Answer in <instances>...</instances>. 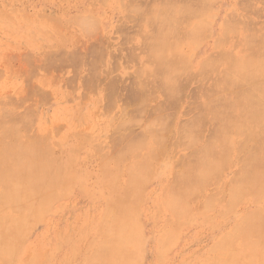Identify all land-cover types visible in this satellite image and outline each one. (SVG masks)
Here are the masks:
<instances>
[{
    "label": "rangeland",
    "instance_id": "obj_1",
    "mask_svg": "<svg viewBox=\"0 0 264 264\" xmlns=\"http://www.w3.org/2000/svg\"><path fill=\"white\" fill-rule=\"evenodd\" d=\"M172 1L175 3H180L179 2L180 0L179 1L176 0L177 2L175 0ZM161 2L162 0H151V2L150 0L149 1L148 0H62V1L61 0H0V9H1L0 10V107L5 106L4 109H6L3 111V113L1 112L2 114H0V117H3L4 112L5 111L7 112L8 111L7 109L9 108H11V110L15 109L13 110L15 112L10 110L11 113L12 112L15 113L14 114L15 118H18L19 115L16 114L18 112L19 113L23 112L24 114H26V116L28 115L27 119L25 118L26 116L24 118L25 120L30 121V124L27 125L29 129L26 127L28 130L25 129L19 130L21 129L19 127L18 130L20 135L28 134V138H29V135L33 134L34 136H32V138L33 137L35 138L36 137L35 134L38 133L43 135L44 132L47 131L46 132L47 137H45L46 139L44 137L43 138L45 139L44 142H48L47 146L49 147L43 146V144L46 145V143H41L39 145L41 148L46 147L44 148L45 152L48 151V149L51 150V146H52V153L49 150L51 153L50 156L51 157L55 156V158L50 159L51 157L46 154L48 160L53 165L56 164L55 163L56 160L57 163L59 162L61 163V164L60 163L57 164L55 168L52 167L53 170L52 172L53 182L51 183L52 195L49 198L43 200L42 206L36 208L35 211L30 212L31 215H29L28 218L29 220L27 219L26 222L24 221V223L21 225L20 228L21 231H18V233L15 232L14 233L15 235H12L16 243L13 253L14 261L16 264H25L26 260L24 259L25 258L24 256H27L28 253L32 254L31 257L33 259L36 258L34 260L39 261V263L36 264H40V262L41 264H44V262H46V264H68L69 262H70L69 264H83L85 257H87L90 254L92 248L94 247L93 245H95V242L97 244V241L103 239V232L100 231L98 226L101 221L100 219L103 215V212L106 208V204L114 203L115 201H118L120 199H128V203L131 204L130 205L131 209L134 207L133 208L134 210L133 209L130 210V212L131 211L133 212L130 213L132 218V225L134 224L135 227H138L140 225L137 228L139 231V236L137 237L138 239L137 238L133 239L131 241L132 245L128 244V246H130L128 247L130 251V256L133 258L135 264L136 263L137 264L138 263L139 264L210 263L211 264L214 262V260L215 262L216 260H218L219 262H223L224 259L228 258L229 256H232L231 253H230L231 255H228V252L231 251L232 248H239L242 250V253H240L241 256L240 254H238L236 257L233 254L232 257H235V261H236L235 264H247V263L257 264L255 263L256 262L255 260L254 261L252 260L251 263L248 261L251 254L253 253V252L250 253V249L253 251H257V250L252 249L251 246L247 244H240L241 243L240 239L235 240V242L240 241L239 244L237 243L235 244L234 241H232L230 247L229 246L224 247L221 245L222 242H225L222 244H226L227 235L231 233L229 231H231L233 228L231 226L233 224H236L234 221H237L238 224V222L242 219V217H244L242 215L247 213V211H250L251 213L252 209H255L257 206L261 208L264 205V200H263L264 192L263 194L262 192L259 194L261 195L259 198L251 197V200H256L254 202L250 200V197L248 198L250 194L246 193V195L243 194L237 196L239 200L236 199L237 201L236 200L235 201L236 202L240 201L241 202L239 203L240 205L235 203L237 204V206L234 205L236 208H233V210L227 209L228 207L230 208V206H232L234 203V202L232 203L231 200H229L230 198L228 199L227 195L229 196L230 193L229 191H227V189H229V187L231 186L230 184H232V181L236 177H238L237 173L240 171L239 169L240 165L237 162V158H234L238 156V152L234 150H230L229 152L230 154L228 156L229 158L227 159L231 163L228 162V160H227L228 163H226L225 161H224L225 163L221 161L220 163L224 165L219 164L220 166L217 165L216 167V170L219 168V170H217L219 173L221 166L226 165V169L222 168L224 169V173L222 172L223 171L222 169H221L222 171H220V175L217 173L216 170L213 171V173L216 172L214 175H211L213 174L211 172L209 175L210 178L207 176L206 177L207 179L203 181L206 183H201V186L204 187V188L202 187L203 190L202 193L199 184V186L195 188L194 191L195 193L194 195H196L197 198L192 194V196L190 195L188 197L189 201L186 199L185 203L183 204V207L185 208L184 211L186 213L183 211L184 209L183 207H182L183 209L180 208V213L185 215V217H183V215L180 214L182 216L180 219V215L177 217V215L171 212V210L168 208V201H169L168 191L170 188L169 184L173 183L172 180L173 181L175 180L173 178L174 176H177L179 173H182V171L185 170L186 166L188 168L191 167L194 168L197 166L196 165L197 160H199L197 158H200V156L198 157L197 155H195L197 158H194L193 156H190L188 153H191L192 151L194 152L196 149L195 147L199 148L201 145H203L207 140V139L205 140V138H208V140H210L211 138L209 139V137L213 136V131L211 134L212 136H210L211 132H209L214 128L213 120L211 119V117H209L208 114L200 113L201 105L199 106L197 104L202 103L206 98L205 95H203V93L200 92L201 89L200 87L210 86L212 82H214L216 77L214 76L215 73H211V72H208L207 75L204 76V79L201 78L202 76L197 75L196 71L199 70L198 62L200 60L203 61V59L206 60L204 57H207V59L214 57L215 55L218 54V51L222 47L228 49L230 46H232V42L230 41V39L227 40L224 46L220 45L216 47V44L212 43L214 40L217 41L220 38L221 35L220 22L222 21L221 19H223L227 15V12L228 14L232 12L230 10H233V12L236 13L234 14L235 16L239 15L240 17H242L241 20H244V22H246V20L249 21L247 23H249L248 26L250 28H252V25H256L258 27H264L263 0H211L212 9H215V11L212 10L211 16L213 15L212 16L213 18L210 17L208 19L207 21L208 26H206L207 29H204V32L202 33L201 39L203 42L200 43L201 42L200 40L198 46H196L197 47L196 49L194 47L195 45L190 47L185 44L183 45L180 44L177 46L174 52L173 51L170 52L169 59L171 61H173L172 58L173 53H176L178 56H184V55L189 56V54L192 55L190 57L189 63H186L185 65L181 64V62H177L178 65H182V67L180 68V70H182V73L179 74V77L180 79H182L183 77V79L180 81L182 87L183 85L184 87L182 88L183 90L180 91L181 94L178 95L179 92L176 93L177 96L173 97V99L172 96L175 94H172L171 91L166 90L164 87H162L164 89V90L162 89L164 91L162 92L160 87L158 86L159 83L157 85V80L160 81V79H162L163 77L162 75L160 76V74L159 75L157 74V72L159 71L156 69H158L159 66L156 61L155 52L153 47L148 45L149 44L148 42H151L150 36L152 34L153 35L155 34L156 25H154V23H152V25H149V23H147L148 22L147 19L150 17V13L144 14L146 12L143 11V10H148V12L151 11L153 8L158 7V5ZM243 3L244 4L247 3L246 6ZM136 5L138 8L135 7ZM146 6L148 7V9H146L147 8ZM131 7L134 9L137 8V13L136 12L133 13V11L131 12L129 10L132 9ZM140 9L142 10L139 11ZM138 12L143 14L142 15L143 18L141 17V14H139ZM243 13H245L246 15H244ZM36 14H39L41 18L39 17V15L37 16ZM77 16L78 19L81 18L80 21L82 20L85 21V19L87 20L86 17H88V21L90 22V24L95 23L94 25L96 29H93L94 26L92 27V25L85 27L83 26L82 23L78 24L76 22L74 24V21L78 20L76 18ZM239 16L238 18H240ZM243 17L245 19H243ZM54 18L56 19V21H54ZM87 23L88 22H86V24ZM81 24H82L81 27L78 26ZM152 26L154 28V33H152L153 29L151 30ZM82 27L85 28V30L84 29L80 30ZM87 30L90 31L89 34L88 33L86 34V32H88ZM181 30H182V24L179 25V32H181ZM82 31H84L85 33L84 32L82 33ZM206 35L207 38H205ZM140 41L142 42L140 43ZM213 44L214 47H212ZM64 52L70 55V57L72 56L71 57L72 59L73 56L76 55L74 59L78 61L77 62L73 61L74 59L72 60ZM96 53L97 55H95ZM63 54H65V56L67 55V57L69 58L65 57ZM79 54L80 57L78 56ZM70 60H72V62ZM94 60H96L97 62L96 61L92 62ZM113 60H115L116 62L115 64L117 65L113 63ZM96 63L97 65L95 67ZM197 64L198 66L196 67ZM56 65L57 67H55ZM92 65L95 68L92 67ZM113 65H115V67ZM140 68H141V72H139ZM92 70H96L97 72H94V74H92L93 73ZM103 70L104 72H102ZM135 71H138L139 73ZM154 71H156V73ZM189 71L191 74L189 73ZM193 71L196 73H194ZM184 74L186 75L184 76ZM92 76H94V78ZM142 84L145 86L144 89H146V91L145 90L143 91ZM198 84L200 87H198ZM155 85H157L158 87ZM151 87L152 89L153 87H156L155 89H153L154 93H152V95L149 94V92L152 90ZM140 89L142 90V92ZM139 92H141V95H139L140 94ZM167 92L168 93L170 92L172 96L169 97L168 95L167 98H165ZM136 95L138 98L141 99V100L139 99L140 102H138L139 101L138 98H134L136 97ZM142 98H145V100H142ZM175 98L178 100H176ZM18 102L21 103L23 102V103L19 104ZM135 102L140 103L141 106ZM135 105L137 107H135ZM26 106L28 107V109ZM138 108L142 109L143 111ZM155 109L156 110L160 109L161 111L163 112L166 111V112H164L165 114H163L161 113V111L157 110L158 114H156L154 113L157 112ZM25 110H29L30 113H27L28 111ZM122 111L124 112L121 113ZM13 113L12 115L9 114L11 115V117H9L7 113L5 115L8 116L9 118L12 117L14 118ZM126 113L128 115V118L132 117L133 118L132 120L134 121L126 118V116L123 115V114L126 115ZM151 114L153 115L152 118H151ZM160 114L166 115L164 118H166L167 120L166 119L163 120V123L167 121L166 124H168V127H166V129L167 131L168 129H170L169 132L167 131L164 132L165 133L164 137L166 138L164 140L165 142L162 141L164 137H161L164 133L160 132L161 135H159L160 138L158 137L159 138L158 141H160L161 139V144H157L156 142V144L153 143V145H151L150 149L143 148L142 150L139 151V155L141 156L142 160H144V158L147 157L145 164L142 166L145 168V171H143L144 168L143 169L142 167L140 168L141 172H145L146 176L144 175V173L142 174L140 173V175L142 176V178H146L147 181H145V179H141V184L137 182L133 188L131 187V188L123 189L126 179L128 177L127 170L132 164L130 162H132L133 160L131 159L132 156L129 158H125V157L119 158L118 160L115 159L118 155L117 152L119 147H117L118 142L116 141L117 142L116 143L114 139L121 140L125 137L127 138L126 134H129L128 136H130L131 138L134 137L133 139H135V137L141 138L142 136L140 137V135L146 136L147 134L146 129H148V127L150 129L152 127H155L157 129L161 127L160 125L162 124H159V126L157 125V123L160 121L157 122L155 120L157 116H159ZM197 114L198 116L200 114V117L204 116L205 119H201L200 117L197 116ZM196 116L198 120L199 118L201 120H204V122H201L200 125L195 126V123L192 124L193 126H195V128L197 126L198 127L202 126V128H204V129L201 128L202 131H198L199 130L198 128H197L198 130H196L197 133L200 132L201 136L198 133L199 136L198 135L195 136L198 138H194V141L198 142L199 144L195 143L194 141L193 143L190 141V143H192L191 144L192 146L194 143L195 145L196 144L197 145L195 147H191V145H189L190 148H188L189 147L188 146L187 149L185 148V146L187 145L178 146L180 144L182 145L185 143L189 144L188 135H187V133H189L188 130L189 126L186 125L188 130V132L186 130L187 137L184 138L183 134H180V132L182 131L183 128L185 129L184 126L185 121L187 123L191 121V119L196 121L197 119L194 118ZM8 117L4 118L3 120H8L9 119ZM32 118L34 119L33 122L31 121ZM121 118L123 119L121 120ZM150 118L152 120H155L156 122L154 121V123H152V120H150ZM20 119H22L21 121L24 120L23 118ZM25 120L22 123L17 122V120L15 121L17 122L18 126L22 124L21 127L23 126V128H25L24 124L26 125L29 122V121L26 122ZM198 120L197 122L200 123L201 120L199 121ZM120 121L122 122V125L126 123L125 121H127L128 126L124 124V128L128 129L129 132L126 131V134H124L125 129L122 128ZM150 121L151 123L147 124ZM1 122L4 121L1 120L0 123ZM132 122H135L136 125ZM117 124L121 125L120 131L115 130ZM153 124L154 125L156 124V126H151ZM210 124L213 125L211 126ZM53 126L54 127L58 126V127L54 129ZM145 126L147 127L145 128ZM191 127L192 126L190 125L189 128ZM176 128L177 129L180 128L181 131L179 129L178 132ZM192 129H194V127H192ZM192 129H190L189 135H191V131H192V135H194L195 129L194 130ZM158 130H160V128ZM81 131L83 132L81 133ZM114 131H116L117 133L115 134V136H114ZM86 132L89 134H85L84 136V133ZM130 132H132L133 134H131ZM143 132L145 135L143 134ZM79 133L80 135H78ZM121 133L125 135V137H121L122 136L121 135L116 139V135L118 134L120 135ZM197 133H195V135ZM171 134L173 136L171 137L173 138L171 139L172 141L169 140ZM181 135L183 136L182 139L184 138L183 141L180 139ZM86 136L87 139H85ZM177 136L179 138H177ZM147 137H149V135ZM36 138H38V136ZM36 138L34 139V142L36 144L39 142L35 140L42 141L41 136L39 137V139ZM175 139L176 141L180 139L178 140L179 143L175 142V145L177 146L174 145L173 147H171ZM237 139L238 138H236L235 141ZM78 142H81V144L80 143L78 144ZM74 143L76 148H74ZM161 146L164 147L161 148ZM167 146H170V149L172 150L168 149L169 147ZM113 148L114 149L117 148L116 151ZM184 148L186 150H184ZM156 149L158 150L159 153L162 152L161 159L159 157L160 155L158 156V152L156 151ZM111 150H114V152H111L112 154H110ZM187 150L191 152H188ZM169 151L171 152L173 151V152L172 153L170 152L169 154ZM115 153L116 155L113 156V154ZM107 155L109 157H107ZM111 155L112 157H110ZM56 156L58 159L56 158ZM157 156L159 157V159ZM180 156L182 157L179 159ZM141 158L140 157L138 158L140 159V162L142 161ZM152 158L155 161L151 160ZM186 158L188 159L187 161H185ZM189 159L193 161H190ZM63 160L66 161L65 163H67V166L65 163H63L64 162ZM176 162L178 164L184 162L182 164V166L184 165L183 166L184 168L182 167L181 171H180L181 167ZM232 162L234 164H232ZM187 163L192 164V166H188ZM52 164L51 166H53ZM117 164H119L118 165L119 169L117 167ZM146 165L148 168L145 167ZM230 165L232 166V168H230L231 167ZM152 167L155 169H153ZM53 168L55 170L56 168H61V169L55 171ZM65 168L67 171L65 170ZM150 168L153 169L152 174L148 173L149 172L148 170H150L151 172ZM107 170H109V172H107ZM117 171L120 172L118 173L119 176H117ZM173 171L174 173H177V175H173ZM55 172L57 173V175L59 172L61 173H59L60 175L56 176ZM64 172H66L67 174ZM72 172H74L73 173L74 176L71 174ZM233 172L235 173V175H233ZM147 174H150L148 175L149 177L147 176ZM68 175L71 177H68ZM115 175L117 176V179ZM215 175L218 176V178L217 177L215 178L218 182H216V180L213 179ZM110 176H112V178ZM229 178L230 179L232 178V180L228 181L230 180ZM208 180H209V184H208ZM214 180L216 183L214 182ZM117 184H121V185H117ZM137 184H140V186H137ZM142 184L143 187L141 186ZM204 184H208V185L205 186ZM212 185L215 187V190ZM218 185H220V187ZM163 187H165L167 193L166 191H164ZM106 188L112 192L110 193ZM218 189L220 190L221 195L223 194L222 196L224 198L219 197L220 194H218L219 193ZM126 191L128 192L127 196L125 193ZM206 191H208V193ZM217 191L218 193L215 194L214 192ZM209 193L210 194L214 193L216 197H214L215 196L214 194L213 196L210 195ZM110 194L113 195L111 197L114 199H111V197L109 196L108 197L109 202H108L107 196ZM206 195L208 198L210 196L208 201L210 203H213L214 205L205 204L208 205L206 206L208 208L202 209L204 208V203L201 204V202L202 201L205 202V198H207ZM128 196L129 197L131 196V198H128ZM192 197L195 198L196 200L193 199ZM198 197H200V199H198ZM102 198L105 200L106 203ZM231 198L232 201H234L235 198L234 197ZM140 199H142V201ZM191 199H193L194 202ZM197 199L199 201V204H201L202 208L198 207L200 206L199 204L198 206L197 204H195ZM215 199L217 200V202ZM211 200H213V202H211ZM225 200H228V202L227 201L225 202ZM245 200L248 203L250 202L251 204H248ZM137 201H139L140 204H138L139 202L137 203ZM190 202L193 203L190 204ZM230 202L232 203V205H230ZM186 203L189 205V206L187 205L188 208L191 207L193 208V211L191 210L192 208L186 211ZM216 204H218V206ZM227 204H229L230 206ZM221 205H223V207ZM1 206L2 205L0 204V215L2 213H6L5 211L1 210ZM211 206L212 208H210ZM41 208L44 209V211L41 210ZM159 208L162 210H160ZM166 208L169 210L170 214L167 213L168 211ZM214 209L215 210L217 209L216 211H218L219 213L218 212L215 213ZM220 209L222 210L220 211ZM225 209L227 210L226 213L224 212L226 211ZM256 209L255 211H257ZM48 211L52 213H49ZM198 215H201L202 217ZM203 215H205L206 217H203ZM210 215L213 217H211ZM217 215L218 216L220 215L221 217L223 216V218L221 219V217L219 218ZM224 215H228V216H225L224 218ZM184 218H186L187 220ZM181 220L185 222H182ZM29 221L32 223H29ZM34 222L35 224H33ZM84 222H86V224ZM166 222L167 223L169 222L168 224H171L169 225L170 226L169 230L167 229V227L169 226ZM180 227L183 228L181 229ZM165 229L167 230L165 231ZM76 231L79 232L77 233ZM97 231L100 234L99 236H97L98 235ZM162 231H165L166 234L167 233L169 234L166 236L165 232ZM221 232L222 233L226 232V233L222 234ZM92 233L94 235H92ZM18 234H20L19 237ZM162 234L164 237L162 236ZM85 235L87 236V238ZM169 235H171L170 238H167ZM223 235L225 238L222 237ZM80 238L81 240H78ZM17 239L18 241L20 240V242H22L21 243L22 246H19L20 243L17 242ZM23 239L25 242L22 241ZM92 240L95 241L93 242ZM218 241L219 242L221 241L220 245L222 246L223 250H220L222 248L220 249L213 248L214 251L213 249L212 251H207L208 248L212 247L210 245H215L216 242L219 244ZM91 244L93 247H91ZM28 250L31 251L33 250L36 253H34L33 251L32 253L31 251L28 252ZM208 252H212L214 254L212 253L208 254ZM220 253L223 255H220ZM40 257L42 258L41 260H39ZM212 257H214V259H212ZM243 257L248 259L245 260V258ZM63 258L64 260L66 259L67 262L63 261ZM70 258L72 259V261L68 260ZM215 262L213 264H215Z\"/></svg>",
    "mask_w": 264,
    "mask_h": 264
},
{
    "label": "bare ground",
    "instance_id": "obj_2",
    "mask_svg": "<svg viewBox=\"0 0 264 264\" xmlns=\"http://www.w3.org/2000/svg\"><path fill=\"white\" fill-rule=\"evenodd\" d=\"M150 2H151V0H150ZM179 2L180 3H175L172 0H162V2L158 5V7L153 8L151 11L148 12V10H143L144 12H146L144 14L150 13V17L147 19L148 20L147 23H149V25H152V23H154V25H156V27H155V30H156L155 31V34L154 35L152 34L150 36L151 37V42H148L149 43L148 45L149 46H152L153 49H154V52H155L156 61H157V64L159 66V68L156 69V70L159 71V72H157V74L158 75L160 74V76L162 75V77H163L162 79H160V81L157 80V85L159 83L158 86L160 87V89H161L162 92H164L163 91L164 89L162 88V87H164L166 90L171 91L172 94H175V95L172 96V94L170 92L169 93L167 92V95H166L165 98H167V96L169 95V97L172 96V99H173V97H176L177 96L176 93L179 92L178 95H180L181 94L180 91L183 90L182 88L184 87V85L182 87V84H181V81H180V80L183 79V77H182V79H180V77H179V74L182 73V70H180V68L182 67V65H178L177 62H181V64H184L185 65L186 63H189L190 57L192 55H190L188 53L189 56L188 55H186V56L185 55L184 56H178L176 53H173V57H172L173 58V61H171L169 59L170 52L171 51L174 52L176 50L177 46L180 45V44H182V45L185 44V45H188L190 47H192L193 45H195L194 47L196 49L197 48L196 46H198L200 40H201L200 43L203 42L202 39H201L202 33L204 32V29H207L206 26H208L207 25L208 19L210 17L213 18L212 17L213 15L211 16L212 10L215 11V9H212L211 0H180ZM212 3H213V1H212ZM263 3H264V0H263ZM246 4H244V5L246 6ZM133 5H135V4H133ZM140 6H142V5H140ZM135 7H137V5ZM137 8H135V9L132 8V9H129V10L131 12L133 11V13L134 12L137 13ZM143 9H145V8H143ZM146 9H148V7ZM141 10L142 9H140L139 11H141ZM230 11H232V12H230L229 14L227 12V15L223 19H221L222 21L220 22V28H221L220 38L218 37L219 39L217 41L214 40L212 43H215L216 44V47L217 46H220V45L224 46L226 44L227 40L230 39V41L232 42V46H230L228 49H225V48L222 47L218 51V54L215 55L212 58L207 59V57H204L206 60L203 59V61L200 60L198 62V64H199V70L197 69L198 71H196L197 72V75L202 76L201 77L202 79H204V76L207 75L208 72L215 73L214 76L216 77V79L214 80V82H212V84L210 86H206V87L201 86L200 87L199 84H198V87L201 88L200 89V92H202L203 95H205L206 98H205V100L202 103H200V104L198 103L197 104L199 106L201 105L200 106L201 107L200 113H202V114L203 113L204 114H208L209 117H211V119L213 120V124H214L213 127L214 128H213V130H210L209 131V132H211L210 133V136H212L211 134H212V131H213V136L212 137H209L208 136L209 139L211 138L210 140H208V138H205L203 136L205 138V140L207 139L206 142L205 143L203 142L204 144L201 145L199 148L198 147H195L197 145V144L195 145V143H198V142L194 141V138H198V137H195V136H197L198 133L200 134V132L197 133L196 130L199 129L198 131H202V129H204V128H202V126L201 127H198L197 126L195 128L196 125H200L201 122H204V120H201V119H205V117L204 116L203 117L202 116L200 117V114H199V116L197 114V116L201 118V119L199 118V120H201L200 123L197 122L198 119H197V116H196L194 118H196L197 120L195 121V120H192L191 119L192 122L189 121L190 122V123L188 122L189 125H188V123L186 121H185L186 124L183 122L184 123V126H185V129L183 128L182 131H181V129L179 128L180 131L182 132V133L180 132V134H183L184 138L187 137L186 136V133L189 130V133H187L189 144L188 143H185V144H182V145L180 144L178 146L187 145V146H185V148L187 149V147L189 145H191L193 143V141H194L195 143L193 144V146L191 145V147H195L196 148L195 151H194L195 153L193 151L192 152L191 151H188V150L187 151L188 152H191V153H188V154L190 156H193L194 158H197L195 155H197L198 157L200 156V158H197L200 161L197 160V164H196L197 166L196 167L193 166L194 168H192V167L191 168H188L186 166L185 167V170H183L182 173H179L178 175H177V173H174V171H173V175H177V176H174V177L172 176L175 180L174 181L172 180L173 183L170 182L171 184H169L170 188H169V191H168V193H169L168 208L171 210V212L175 213L177 215V217L180 214H182V213H180V208L183 207V204L185 203L186 199L189 201V198L188 197L190 195L192 196V194L193 195L195 194L194 193L195 188H197L199 186V184H200V187H201L200 190H201V193H202V191H203L202 190V187L203 186H201V183H206V182H203V181L205 179H207L206 178L207 176L210 178V176H209L210 173L211 172L213 173V171L216 170L217 165H219V164L221 165L222 164V163H220L221 161H223V162L225 161L226 163L230 162L227 159V158H229L228 156L230 154L229 153L230 150H234V151L238 152V156L237 157H234V158H237V162L240 165V168H239L240 171L237 173L238 174V177H236L232 181V184H230L231 186L229 187V189H227V191H229V193L231 195V196L230 195L229 196L227 195L228 199L230 198L229 200H231L232 203L234 202L233 205L230 202V205H232V206H230L229 204H227V205L230 206V208L228 207L227 209H229V210L232 209L233 210V208H236L235 206H237V204L241 203L240 201L236 202L237 201L236 199H238L237 198L238 195H243V194L246 195V193H249L250 196H248V198L250 197V200H251V197H253V198H259L261 196L259 194L261 192L263 194V192H264L263 191L264 190V27H258L256 25H252V28H250L248 26L249 23H247L249 21L246 20V22H244V20H241L242 17H240L239 15L235 16L234 14H236V13L233 12V10H230ZM138 13L141 14L140 12H138ZM245 13H243V14L246 15ZM247 13H248V11H247ZM36 15L38 16L39 14H36ZM142 15L143 14H141V17L143 18ZM31 16H33V15H31ZM238 16L240 18H238ZM39 17L41 18L40 15H39ZM76 18L78 19V16ZM86 18H87V20L85 19V21L88 22L89 25H88V23L86 24V22L83 21V20H82L83 22L80 21L81 18L78 19V20H76V21H74V24L76 22L78 24L82 23L83 26H85V27L92 25V27L94 26L93 29H96L95 28V25H94L95 23H93V24L91 23L90 24V22L88 21V17H86ZM243 19H245V18L243 17ZM248 20H249V18H248ZM54 21H56L55 18H54ZM82 24L81 25H78V26L81 27ZM84 24H86V25H84ZM181 24H182V30H181V32H179V25H181ZM82 29L85 30V28H83V27L80 30H82ZM152 29H153L152 33H154L153 26H152L151 30ZM87 31L88 32H86V34L87 33L89 34L90 31L89 30H87ZM92 31H94V30H92ZM83 32L84 31H82V33ZM144 36H147V35H144ZM205 38H207V35H206ZM205 38H203V39H205ZM213 38H215V37H213ZM141 42L142 41H140V43ZM212 47H214V44H213ZM149 49H150V47H149ZM233 49H234V51H233ZM149 51H151V50H149ZM66 52H64V53L67 54ZM50 54H49V56H50ZM65 54H63V55L65 56ZM67 55L65 57H67ZM81 55H83V54H81ZM95 55H97V53ZM68 56L70 57V55H68ZM75 56H73V59H74ZM78 56L80 57V54ZM208 56H211V55H208ZM69 57H67V58H69ZM96 57H98V56H96ZM35 59H37V58H35ZM63 59H66V58H63ZM72 60H70V61L72 62ZM115 60H113V63L114 64L116 63ZM64 61H67V60H64ZM68 61H69V59H68ZM73 61H76L77 62L78 60L74 59ZM95 61L96 60H94L92 62H95ZM31 62H32V60H31ZM44 64H42V65H44ZM198 64L196 65V67L198 66ZM42 65H40V66H42ZM93 65H92V67H94ZM96 65H97V63L95 64V67H96ZM115 65H117V64H115ZM115 65H113V66L115 67ZM55 67H57V65ZM96 70H92L93 71L92 74H94V72H97ZM102 72H104V70ZM135 72H138V71H135ZM139 72H141V68H140ZM154 72L156 73V71H154ZM196 72H194V73H196ZM189 73H190V71H189ZM185 75L186 74H184V76ZM192 75H193V73H192ZM92 77L94 78V76H92ZM209 78H210V76H209ZM212 79H213V77H212ZM161 80H162V82H161ZM140 83H143V82H140ZM29 85H31V84H29ZM157 85H155V86H157ZM204 85H205V83H204ZM142 86H143V91L144 90L146 91V89H144L145 86L143 84H142ZM155 88L156 87H153V89H155ZM151 89H152V87H151ZM153 89L150 92L148 91L149 94L152 95V93H154ZM138 90H139V87H138ZM141 92H142V90H141ZM141 92H139L140 94L139 93L138 94L141 95ZM137 95L134 98H138ZM145 96H146V94H145ZM22 98H23V96H22ZM139 99L140 98H138V100ZM140 100L138 102H140ZM142 100H145V98H142ZM176 100H178V99H176ZM138 102H135V103H137L138 105L141 106V104L138 103ZM18 103L20 104L21 102H18ZM173 104H175V103H173ZM3 105H5V104H3ZM140 106H138V107H140ZM2 107H3V109H2ZM2 107H0L1 108L0 110H2V111H0V114H2L4 110H6V109H4L5 106H2ZM11 107H13V106H11ZM135 107H137V106L135 105ZM27 109H28V107H27ZM138 109H140V108H138ZM7 110H8L7 112L6 111L4 112V115L6 113L8 114L10 112L11 108H9ZM13 110H15V109H13ZM13 110H11V111H13ZM29 110H31V109H29ZM29 110H25V111H28L27 113H30ZM140 110H142V109H140ZM158 111H161V110L159 109ZM158 111L157 112H154V113L158 114ZM13 112H15V111H13ZM123 112L124 111H122L121 113H123ZM164 112H166V111H164ZM164 112L161 111V113L165 114ZM12 113L10 112L9 114L12 115ZM154 113H152V114H154ZM9 114H8V116L11 117V115H9ZM14 114L15 113H13V116H14ZM16 114L19 115L18 116L19 119L20 118H23L24 120H25V118L27 119V116H28V115L26 116V114H24L23 112H21V113L18 112ZM152 114H151V118L153 117ZM163 114L162 115L160 114L159 116H157V118L155 117L156 119L153 118L157 122L160 121V122L157 123L158 126H159V124H162L163 125V126L160 125L161 126V127H159L160 130H158L159 128L157 129L155 127H152L150 129L148 127V129H146V132H147L146 136L140 135V137L142 136L141 138L135 137V139H133L134 138L133 135H132L133 138H131L130 136H128L129 134H126V131L129 132L128 129H125L124 128V124L126 126H128L127 121H125L126 123L123 122L124 123L123 125H122V122L120 121L121 122V125H122V128L125 129L124 134H126L127 138L122 133L120 135L119 134L116 135V139L119 136H121V135H122L121 137H125V138H123L121 140L120 139H117V140L114 139L115 142L116 141L118 142V146L117 147H119L118 152H117L118 155H117V157L115 159L118 160L119 158H123V157L129 158V157L132 156L131 159L133 160L132 162H130V163H132L131 166L130 167L128 166L129 169L127 168L128 169L127 170L128 177H127L126 182H125V185H124L125 188L123 187V189L131 188V187L133 188L137 182L141 184V179H145V181H147L146 178H142V176L140 175V173L141 174L144 173V175H145V172H141V169L140 168L145 164V161L147 160L146 159L147 157L144 158V160H142L141 156L139 155V151L142 150L143 148L150 149L151 145H153V143L156 144V142H157V144H161V139H160V141H158L159 138H160L159 135H161L160 132L161 133L166 132L167 131L166 127H168V124H166L167 121L164 122L166 124V126L163 123V120L166 119V118H164L166 115H163ZM4 115H3V117H0V121L1 120L4 121V122H1L0 123V127H1L0 128V204L2 205L1 206V210L2 211H5L6 213H2L0 215V264H16L15 261H14V257H13L14 248L16 246V243H15V239H13L12 235H15L14 234L15 232L18 233V231H21V229H20L21 228V225L24 223V221L26 222V220L29 218V215H31L30 212H33V211L36 210V208L42 206L43 205V200L46 199V198H49L52 195V190H51V183L53 182V175H52L53 170H52V167L55 168L57 166V164H59L60 162L57 163L56 162L57 160H56L55 161L56 164L53 165L52 163H50V161L47 158V155L50 156V154L52 153V146H51V150L48 149V151L50 150L51 153H50V151L49 152L48 151L45 152V149H44L46 147H49V146H47V143L48 142H44V140L46 139L45 137H47V133H46L47 131L44 132V134L42 133L43 135L38 134V133L35 134L36 137L38 136V138L35 137L36 139H39L40 136L42 137L41 138L42 141L35 140V141L39 142V143L36 144L34 142V139L35 138L34 137L32 138V136H34L33 134L32 135H29V138H28V134L27 135L26 134L25 135L24 134L23 135H20V133H19V130H24V129L25 130H28L29 129L27 127V125L30 124V121L29 120H25L26 122L27 121H29V122L26 125L23 123L24 124V127H25V128H23V126L21 127L22 124L20 126H18L17 122L22 123V122H24V120L21 121L22 119H20V121H19V119L18 118H15V116H14V118L13 117L12 118H9L6 115L5 116L8 117L11 120H9V119L8 120H3L4 118H6ZM123 115L126 116V118H128L127 113H126V115L125 114H123ZM172 115H171V117H172ZM194 115H195V113H194ZM31 116H32V114H31ZM124 116H123V118H124ZM120 117H122V116H120ZM123 118H121V120ZM151 118H150V120H152ZM128 119H131L132 120L133 118L130 117ZM15 120H17V122ZM33 120L34 119L32 118L31 121L33 122ZM155 120H152V123H154ZM132 121H134V120H132ZM132 123L135 124V122H132ZM150 123H151V121L149 123H147V124H150ZM193 123H195V126L192 125ZM118 124H120V123H118ZM118 124H117V127L119 129L116 127L115 130L120 131L121 125H118ZM186 125L189 126V127L191 125L192 127H194L195 130L192 129V127L191 128L188 127V130H187V126ZM151 126H156V124L155 125L153 124ZM181 126H183V125H181ZM19 127L21 129L18 130ZM56 127H58V126H55V127L53 126L54 129H56ZM146 127L147 126H145V128ZM169 128H170V126H169ZM161 129H162L163 132L161 131ZM164 129H166V130H164ZM179 129H177L178 132H179ZM190 129L194 130V132L197 133V134L195 135V133H194V135H192V131H191V135H189L190 134ZM43 130H45V129H43ZM186 130H187V132H186ZM169 131H170V129H168L167 132H169ZM82 132L83 131H81V133ZM130 133L133 134L132 132H130ZM85 134H89V133H87V132L84 133V136H85ZM115 134H117L116 131H114V136H115ZM143 134H144V132H143ZM65 135H67V134H65ZM78 135H80V133ZM148 135H149V137H147ZM164 135H165V133L161 137H164ZM207 135H205V136H207ZM183 136L181 135V138H180L182 141L184 139V138L182 139ZM200 136H201V134H200ZM171 137H173L172 134H171L169 140L173 139ZM177 138H179V137L177 136ZM234 138L235 139L238 138V139L235 141ZM85 139H87V136H86ZM132 139L134 141L135 140L136 141L134 142ZM165 139L166 138L164 137V139H162V141H164ZM180 139H178V140H180ZM123 140H125V141H123ZM178 140L176 141V139H175L173 141L174 143L172 142L173 144H172L171 147H173L175 145V142L179 143ZM114 141H112V142H114ZM190 141L192 143H190ZM203 141H204V139H203ZM76 142H77V140H76ZM41 143H46V145L43 144V146H46V147L41 148L40 145H39ZM79 143L81 144V142H78V144ZM175 146H177V145H175ZM162 147H164V146H161V148ZM167 147H169L168 149H170V146H167ZM74 148H76L75 147V143H74ZM185 148H184V150H186ZM188 148H190V146ZM116 149H114V150L116 151ZM114 150H111L110 151V154H112L111 152H114ZM170 150H172V149H170ZM156 151L158 152L157 149H156ZM170 152L171 151H169V154H170ZM161 153L158 152V156L160 155L159 156L160 159H161ZM114 155H116V153L113 154V156ZM150 155H151V153H150ZM236 155H237V153H236ZM145 156H146V154H145ZM66 157H67V155H66ZM107 157H109V156L107 155ZM110 157H112V155ZM139 157L142 160L141 162H140V159H138ZM142 157H144V156H142ZM159 157H158V159H159ZM181 157L182 156H180L179 159ZM193 157H191V158H193ZM53 158H55V156L51 157L50 159H53ZM56 158H57V156H56ZM163 159H164V157H163ZM60 160H61V158H60ZM107 160H109V159H107ZM151 160H154V159L152 158ZM187 160L188 159L186 158L185 161H187ZM227 160H228V162H227ZM177 161H179V160H177ZM190 161H193V160H190ZM65 162L66 161H64L63 163H65ZM184 162L179 163V164L176 162L181 167L180 168V171H181L182 167L184 166V165L182 166V164ZM234 163H235V160H234ZM234 163L232 162V164H234ZM51 164L53 166H51ZM65 164L67 166V163H65ZM118 165L119 164H117V167L119 169V166ZM187 165L188 166H192V164H189V163H187ZM222 165H224V164H222ZM172 166H173V164H172ZM104 167H106V166H104ZM145 167H147V165ZM66 168H65V170H66ZM120 168H121V166H120ZM143 168L144 167H142V169ZM222 168H225L226 169V165L225 166H221V168H220V171L223 170L222 172L224 173V169H222ZM230 168H232V166ZM59 169H61V168H56V170L55 169L54 170L57 171ZM153 169H155V168H153ZM153 169H151V172H150V170H148L149 171L148 173L152 174V170ZM71 170H72V168H71ZM217 170H219V168ZM118 171H117V176H119L118 173H120ZM122 171H124V170H122ZM143 171H145V168H144ZM220 171H219V173L217 171V173L219 175H220ZM107 172H109V170H107ZM125 172H126V170H125ZM59 173H61V172H59ZM59 173H58V175H60ZM64 173H66V172H64ZM73 173L74 172H72L71 174L74 176ZM122 173H124V172H122ZM215 173H213L211 175H214ZM150 174H147V176L150 175ZM58 175L56 173V176H58ZM233 175H235L234 172H233ZM117 176L115 175L116 179H117ZM68 177H71V176L68 175ZM110 177L112 178V176H110ZM216 177L218 178V176L215 175V177L213 179H215ZM55 178H57V177H55ZM220 179H218V180H220ZM215 180H214V182H215ZM231 180H232V178L230 180H228V181H231ZM69 181H70V179H69ZM116 181H118V180H116ZM142 181H144V180H142ZM169 181H170V179H169ZM223 181H221V182H223ZM119 182H116V183H119ZM216 182H218V181L216 180ZM140 184H137V186H140ZM208 184H209V180H208ZM208 184H204V185L206 186ZM57 185H58V183H57ZM113 185H114V183H113ZM117 185H121V184H117ZM220 185H218V186L220 187ZM141 186L143 187V184ZM216 186H217V184H216ZM228 186H229V184H228ZM55 187H57V186H55ZM116 187H118V186H116ZM80 188H81V186H80ZM163 188H164V191H166V193H167V190H165V187H163ZM222 188H224V187H222ZM110 189H111V187H110ZM136 189H137V187H136ZM92 190H93V188H92ZM95 190H97V189H95ZM214 190H215V187H214ZM86 191H87V189H86ZM204 191H205V189H204ZM109 192L111 193L112 191H109ZM206 192L208 193V191H206ZM125 193H126V196H127L128 195V192L126 191ZM214 193L216 194V193H218V191L217 192H214ZM90 194H93V193H90ZM213 194H210V195H213ZM218 194H220V196H219L220 198H224L222 196L223 194L221 195L220 190H219V193ZM109 196L111 197L113 195L110 194V195L107 196V198ZM166 196H168V195H166ZM194 196L197 198L196 195H194ZM64 197H62V198H64ZM206 197H207V195H206ZM214 197H216V195ZM231 197H234L235 198V199L233 198L234 201H232V198ZM128 198H131V196L130 197L128 196ZM207 198H205V202L204 201L201 202V204L204 203V208H202L201 207V204H199L198 199H200V197H198V199L195 202V204H197V206L199 204L200 206H198V207H201L202 209H207L208 207H206V206H208V205H205V204H210V205L213 204V203H210L208 201L209 198H210V196H209L208 199ZM263 198H264V196H263ZM111 199H114V198L111 197ZM193 199H195V198H193ZM193 199H191V200H193ZM203 199H204V197H203ZM140 200L142 201V199H140ZM55 201H56V199H55ZM206 201H208V202H206ZM226 201L228 202V200H225V202ZM251 201L254 202L256 200H251ZM104 202H105V200H104ZM108 202H109V198H108ZM138 202L139 201H137V203ZM193 202H194V200H193ZM193 202H190V204L193 203ZM211 202H213V200H211ZM216 202H217V200H216ZM105 203H104V206H105ZM214 203H215V201H214ZM235 203H237V204H235ZM138 204H140V202ZM248 204H251V203L249 202ZM130 205L131 204L128 203V199H120L118 201H115L114 203H107L106 204V208H105V210L103 212V215H102V217L100 219L101 221H100L99 226H98L99 229H100V231L103 232V239L97 241V244L95 242V245H93L94 247L92 246V244H93V242L95 240H92L93 242L91 244V247H93V248H92L90 254L87 257H85V259L83 261V264H135L133 258L130 256V251L128 249V247H130V246H128V244H131V241L139 236V231H138L137 228L140 225L138 227H135L134 224L132 225V218H131V214H130L132 211L130 212V210H132L134 207L131 209ZM187 205L188 204L186 203V211H188V209H191L192 208V207L191 208H188ZM216 205L218 206V204H216ZM221 206L223 207V205H221ZM42 208H41V210L44 211V209H42ZM210 208H212V206ZM255 209H252V212H251L252 214L250 213V211H247L248 214L247 213L243 214L242 216H244V217L241 216L242 219L238 222V224H237V221H234L236 224H233L235 226H233V225L231 226L233 228H232L231 231H229L231 233H229L227 235V242H226V244H222V243H225V242H222L221 245L224 246V247H228V246L230 247L232 241H234L235 244L236 243L239 244L240 241L239 242L238 241L235 242V240L240 239L241 240V243L240 244H247V245L251 246L252 249L257 250V251H253V250L250 249V253H252V252L253 253L251 254V256H250V258H249L248 261L251 263L252 260L253 261L255 260L256 261L255 263H257V264H264V205L261 208L258 207L256 209L257 211H255ZM160 210H162V209H160ZM184 210H185V208L183 209V211ZM191 210L193 211V208ZM216 210H215V213L218 212ZM221 210L222 209H220V211ZM167 211H168L167 213H169V210L168 209H167ZM48 212L49 213H52L50 211H48ZM224 212L226 213L227 210L224 211ZM225 213H223V214H225ZM175 214H173V215H175ZM41 215H40V217H41ZM198 216H201V215H198ZM214 216H215V214H214ZM225 216H228V215H224V218H225ZM181 217L182 216L180 215V219H181ZM183 217H185V215H183ZM203 217H206V216L203 215ZM211 217H213V216H211ZM211 217H210V219H211ZM218 217L220 218L221 216L219 215ZM236 217H238V216H236ZM222 218H223V216L221 217V219ZM239 218H240V216H239ZM239 218H237V219H239ZM184 219H186V218H184ZM204 220H206V219H204ZM72 221H73V219H72ZM88 221H86V222H88ZM86 222H84V223L86 224ZM182 222H185V221H182ZM223 222H224V220H223ZM29 223H32V222L29 221ZM33 224H35V222ZM169 225H171V224H168V226ZM169 228H170V226L167 227L168 230H169ZM91 229H92V227H91ZM167 229H165V231ZM171 230H173V229H171ZM80 231H81V229H80ZM84 231H86V230H84ZM165 231H162V232H165ZM82 233H83V231H82ZM93 233H92V235H94ZM97 233H98L97 236H99L100 234H99L98 231H97ZM97 233H95V234H97ZM224 233H226V232H224ZM224 233H222V234H224ZM165 234H166V232H165ZM168 234L169 233H167L166 236ZM19 235L20 234H18V237H19ZM64 235H66V234H64ZM80 235H81V233H80ZM141 236H143V235H141ZM162 236H163V234H162ZM170 236L171 235H169L167 238H170ZM222 237H224V235ZM22 238H24V237H22ZM81 238L78 239V240H81ZM86 238H87V236H86ZM58 239H59V237H58ZM22 241H24V239ZM64 241H65V239H64ZM17 242H19L20 244L22 243V242H20V240L18 241V239H17ZM220 242H219V244L217 242L216 243L214 242L215 245H210L212 247L208 248L207 251H212L213 248L214 249H220V248H222V246L220 245ZM20 244H19V246H22V244L21 245ZM139 244H141V243H139ZM216 244H218V245H216ZM81 246H84V245H81ZM214 249H213V251H214ZM220 250H223V248L220 249ZM29 251H31V250H28V252ZM32 251H31V253H32ZM34 253H36V252H34ZM209 253H212V252H208V254ZM230 253L232 254V256L234 254L237 257L238 254L242 253V250L239 249V248H232L231 251L228 252V255H231ZM256 253H258L259 255L256 254ZM28 254H27L28 257L27 256H24L25 257L24 259L26 260V263L25 264H36V263H39V261L34 260L36 258L33 259L31 257L32 254H30V253H28ZM212 254H214V253H212ZM33 255H35V254H33ZM72 255H74V254H72ZM75 255H77V254H75ZM220 255H223V254L220 253ZM134 256H135V254H134ZM232 256H229L228 258L224 259L223 262H219L218 260H216V262L214 260V262H215V264H235L236 263L235 257H232ZM240 256H241V254H240ZM41 257L39 258V260L42 259ZM71 258H72V256H71ZM71 258L68 259V260L72 261ZM243 258H245V257H243ZM212 259H214V257H212ZM247 259L248 258H245V260H247ZM250 259H251V261H250ZM73 260H75V259H73ZM63 261H66V259L64 260V258H63ZM213 263H211V264H213ZM40 264H41V262H40ZM44 264H46V262H44ZM206 264H210V263H206Z\"/></svg>",
    "mask_w": 264,
    "mask_h": 264
}]
</instances>
